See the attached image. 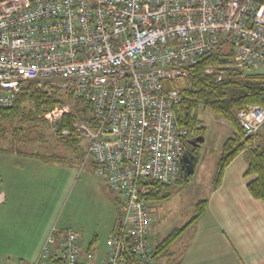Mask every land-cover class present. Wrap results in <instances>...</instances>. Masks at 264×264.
<instances>
[{
  "label": "built area",
  "instance_id": "built-area-1",
  "mask_svg": "<svg viewBox=\"0 0 264 264\" xmlns=\"http://www.w3.org/2000/svg\"><path fill=\"white\" fill-rule=\"evenodd\" d=\"M229 48L206 74L264 68V0H0V106L28 82L61 99L44 118L56 135L82 139L84 160L114 195L99 264H156L149 194L180 174L196 139L178 119L181 90L193 65ZM75 106L85 118L58 130ZM236 117L251 135L264 106ZM56 230L33 264H86L77 231L60 230L57 242Z\"/></svg>",
  "mask_w": 264,
  "mask_h": 264
},
{
  "label": "crops",
  "instance_id": "crops-1",
  "mask_svg": "<svg viewBox=\"0 0 264 264\" xmlns=\"http://www.w3.org/2000/svg\"><path fill=\"white\" fill-rule=\"evenodd\" d=\"M53 164L0 153V264H33L46 244L59 205L51 201L58 186L54 189L48 183L52 175L58 177ZM246 168L241 152L225 167L220 184L212 186L205 197L203 213L164 255L156 257V264H264V202L247 190V182L255 176H244ZM40 193L45 195L39 198ZM110 196L113 200L112 193ZM152 229L151 223L155 244L160 239H153ZM88 244L82 247L84 261L99 264L106 249L99 254L94 246L88 249ZM52 248L56 247L52 244ZM87 252L95 255L93 261H87ZM161 257L166 260H159Z\"/></svg>",
  "mask_w": 264,
  "mask_h": 264
},
{
  "label": "rangeland",
  "instance_id": "rangeland-1",
  "mask_svg": "<svg viewBox=\"0 0 264 264\" xmlns=\"http://www.w3.org/2000/svg\"><path fill=\"white\" fill-rule=\"evenodd\" d=\"M228 69L226 74L232 71ZM243 71L263 74L264 68L239 69V72ZM24 105L27 108L30 107L27 102ZM238 111L235 113L236 116ZM40 116L45 117L44 113ZM236 119L239 122L237 117ZM44 120L46 124L41 123L38 126L27 122L16 133H13L14 125L0 122V147L20 151L8 152V154L14 153L19 156L23 152H37L44 156L59 155V162L52 166L54 171H58L56 173L58 177L52 175V181L48 182L53 184L54 189L58 186V194L51 199L52 202H59L58 209L54 213L55 221L52 228L58 229L56 230L57 236L61 234L60 230L65 228L75 229L78 232L81 247L91 242L101 254L106 249V240L112 233V227L118 216L114 195L112 200L110 196L112 192L103 183L101 177L94 173L91 158L87 157L84 160L82 142L81 146L78 145L76 148L69 147L57 138L58 135L51 130V123L46 118ZM196 121L195 127L202 126L204 131L203 140L199 141L200 147L193 172L186 177L183 176L180 182H170L169 196L162 200L152 201L148 206L147 211L153 226V239L155 237L161 239L165 234L182 226L192 217L195 203L204 199L214 184L222 142L234 132L227 120L201 106L196 110ZM257 125H259L258 130L246 136L253 138L255 146L264 145V118ZM18 127L16 126V128ZM241 127L244 132L243 126ZM194 133L195 137L200 136L198 131ZM180 171H182L181 167ZM44 195L40 193L38 196L40 198ZM45 203L46 199L42 200V206ZM50 234H52V229ZM95 235L96 237H94ZM93 238L96 239H94L95 244L92 242ZM59 240L60 238H57L56 241L59 242ZM91 256L93 261L95 255L92 253ZM159 260L165 261L166 259L161 257Z\"/></svg>",
  "mask_w": 264,
  "mask_h": 264
},
{
  "label": "trees",
  "instance_id": "trees-1",
  "mask_svg": "<svg viewBox=\"0 0 264 264\" xmlns=\"http://www.w3.org/2000/svg\"><path fill=\"white\" fill-rule=\"evenodd\" d=\"M231 54L232 52L229 48L225 54L221 55L217 53L206 57L190 68V75L185 81V87L181 90L182 100L179 105L180 110L178 111V114H181L178 115V119L192 131H198L200 136H203L204 128L202 126L195 127L197 122L196 110L199 106L204 109H210L214 114L227 120L234 129V132L222 142L221 155L213 187L215 188L220 184L227 164L237 154L242 152L244 160L247 163L244 176H255L253 180L247 182V190L251 196L259 198L264 202V145L255 146L253 144V138L244 134L235 115L238 110L244 109L247 106H264V73L239 72V69L233 68L228 69L232 71L225 74L220 80H216L215 75L205 73L207 65L223 63L226 59L224 56L227 55L230 58ZM26 102L30 107L27 108L24 105ZM61 102L62 100L58 99L55 95H47L35 83L28 82L19 92L12 106H0V122H8L14 125L13 133L18 132V129L21 130V126L27 122L37 126L41 125V123L46 124L44 118L40 115L51 110ZM83 111L84 107L75 106L72 111L64 114L57 121V129L68 128L72 130L73 124L77 119L85 118L83 117ZM16 126L19 127L16 128ZM57 138L71 148H76L78 145L81 146V142L83 147V141L80 137L58 135ZM12 151L16 150L0 147V152L8 153ZM83 151L85 156L84 147ZM24 154L25 156L38 158L46 163H56L60 160L59 155L48 154L44 156L37 152H23L20 155L24 156ZM183 176L184 174L180 171V175L173 182H180ZM155 187L149 194L152 201L162 200L169 196V184H156ZM206 205V198L198 200L195 203L192 217L185 224L174 228L155 243L154 251L156 257L164 255L168 251L174 240L203 213ZM54 236L56 239L59 238L56 233ZM94 239H92L93 243L96 240ZM53 245L56 247V242ZM88 246L90 247L88 249H91L93 244L89 242ZM52 262L53 264H64L60 259L52 260Z\"/></svg>",
  "mask_w": 264,
  "mask_h": 264
},
{
  "label": "water",
  "instance_id": "water-1",
  "mask_svg": "<svg viewBox=\"0 0 264 264\" xmlns=\"http://www.w3.org/2000/svg\"><path fill=\"white\" fill-rule=\"evenodd\" d=\"M203 136L196 137V140H194L192 143H195V141H202ZM187 152L180 160L181 162V169L183 171L184 176H187L188 174L193 172V163L195 161V156L192 154H188Z\"/></svg>",
  "mask_w": 264,
  "mask_h": 264
},
{
  "label": "flooded vegetation",
  "instance_id": "flooded-vegetation-1",
  "mask_svg": "<svg viewBox=\"0 0 264 264\" xmlns=\"http://www.w3.org/2000/svg\"><path fill=\"white\" fill-rule=\"evenodd\" d=\"M200 147V142H195V145H193L189 151L190 154L195 156V161L193 163V166L195 165L196 161H197V156H198V148ZM188 153V154H189ZM189 154V155H190Z\"/></svg>",
  "mask_w": 264,
  "mask_h": 264
},
{
  "label": "bare ground",
  "instance_id": "bare-ground-1",
  "mask_svg": "<svg viewBox=\"0 0 264 264\" xmlns=\"http://www.w3.org/2000/svg\"><path fill=\"white\" fill-rule=\"evenodd\" d=\"M194 144H195V143H191V144H190V146H189V149H188V151H187V152H189V151H190V149H191V146H192V145H194ZM184 155H185V154H184Z\"/></svg>",
  "mask_w": 264,
  "mask_h": 264
}]
</instances>
